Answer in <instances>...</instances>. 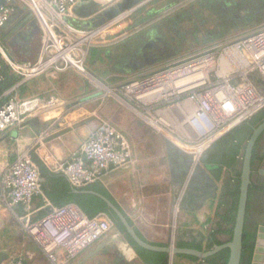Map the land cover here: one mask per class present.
I'll return each mask as SVG.
<instances>
[{
	"label": "rangeland",
	"instance_id": "374dc122",
	"mask_svg": "<svg viewBox=\"0 0 264 264\" xmlns=\"http://www.w3.org/2000/svg\"><path fill=\"white\" fill-rule=\"evenodd\" d=\"M163 1L167 0L152 1L130 16L119 19L113 28L104 29L103 37L89 42L88 47L83 45L82 71L81 69L78 71L76 68H68L62 73L50 70L42 74L41 77L36 76V79L31 82L28 80L22 82L23 78L18 77L20 86L17 90V96L25 99L54 93L60 97L72 99L81 96L84 99L89 97L95 99L91 102L90 110H96L102 122L111 124L127 137L134 153L133 156L136 159H134L133 172H130L121 180L114 181V184H109L107 188L111 191L113 197L118 200L117 202L121 204L133 227L141 229L140 221L142 219L152 220L151 225L155 226L152 229L159 235L154 239L171 246L174 237H166L169 229H175V236L188 229L195 235H204L208 233L216 220L212 213L213 205L209 204L190 214L189 224H187L186 214L181 208L182 204L178 207L176 218L166 213L167 202L170 200L171 195V186L164 182L169 176L164 139L171 137L170 140L175 143V147L184 150L189 149L191 151L189 153L192 154L191 156L194 159L197 157L193 154L195 150L197 151L195 147L201 144L199 140H196L193 133H189L187 138L182 137L183 130L189 131L184 125L185 116L180 115L181 109H179L182 108L184 97L180 95L179 102L181 103L177 105L173 104L177 103V99L174 102L169 101L171 103L168 104L164 102V105H160L159 101L153 99L145 103L142 100V96L145 95L142 93L143 91L139 89L134 91L137 92L138 90L142 94H133L134 92L130 90L129 92L126 91V86L122 85L126 80L122 77H110L112 79L111 83L102 81L103 76L106 77L113 70H120L123 55L126 52L125 49H121L124 48V45L133 49L140 38L148 36L149 33L152 35L156 29L162 26L165 27L167 18L158 20L152 25L149 23L150 21H146L138 32L135 31L137 28L134 26L139 21H143L141 18L145 13V9L161 8L165 4ZM100 2H105V0H100ZM108 5H112V3L109 2L106 6ZM106 6H103V8ZM103 8H98L94 13H101ZM188 9L189 11L183 17L180 14L178 17L175 16L176 14L174 15V21L178 22L173 27L175 30L178 29L176 37L181 38L183 48H187L173 57L174 59L209 47L216 48L218 44H223L243 32L257 29L264 24V0H194ZM181 11H183L182 8L178 10V13H181ZM87 17H82L81 20H73L76 21L74 27L83 28ZM27 20L18 22L15 25L10 22L6 33L0 37V42L4 45L7 44L9 48L10 58L17 62H35L41 48L40 30L37 21L31 18ZM207 34L212 39L204 42L203 40ZM27 38H29L28 41ZM121 38H126V40L117 47L108 48V46L103 45ZM106 53L114 59V62H111V58ZM107 60H110L109 63H107ZM166 63H171V61L169 60ZM112 67L113 70L109 72ZM241 70L245 71L244 66ZM228 75L227 73L226 76ZM256 76L252 75L250 80H252L255 88L261 92V89H258L255 83ZM228 80L230 84L245 85L234 77H229ZM98 82L108 89L110 88L111 91L105 88L102 89ZM134 82L138 83L139 81L132 80L130 83ZM117 85L120 86L116 87ZM138 95L141 97L140 100L135 99V97L138 98ZM151 122L156 123L157 126H154ZM13 153H15V147L12 142L0 143L1 169L2 165H7L15 159ZM19 154L21 155V153ZM261 169L264 171V162ZM5 203L7 202L5 201ZM5 203L3 208L7 209L6 205L8 203ZM148 214H152V216L148 217ZM161 214H165L166 218L176 219L173 228L160 229L157 227L162 221L161 218H163ZM261 232L264 233V229H261ZM89 247L85 250V254L66 260L67 262L63 264H141L137 259L126 258L128 256L123 254L122 249L124 247L129 248V245L125 235L120 233L113 225L108 233ZM262 255L264 256V253ZM12 257L20 261L23 260V264H51L49 260L43 257L39 243L29 235L23 223L17 221L12 215H7L3 218V229L0 233V264H7L8 261H12ZM171 264L200 263L183 257H176L173 258Z\"/></svg>",
	"mask_w": 264,
	"mask_h": 264
},
{
	"label": "built area",
	"instance_id": "2783aa9c",
	"mask_svg": "<svg viewBox=\"0 0 264 264\" xmlns=\"http://www.w3.org/2000/svg\"><path fill=\"white\" fill-rule=\"evenodd\" d=\"M23 2L32 11L40 30L39 60L17 62L10 58L6 46L0 42V56L11 73L23 78L22 82L50 69L76 68L79 71L76 64H81L84 57L82 46L88 47L89 42L104 36V29L110 28L105 24L91 30H71L75 32L72 35L63 18L79 0ZM14 4V0H0V29L9 21ZM226 57L229 70L223 72L221 66ZM243 66L245 71L241 70ZM252 75L259 76L264 83V24L218 44L216 48L209 47L183 56L143 81L127 84L125 89L129 92L130 87H135L145 95L158 90L161 95H156L153 100L159 101L160 105L175 99L177 103L173 104L177 105L181 103L180 95L183 96L182 108L177 107L181 109L180 115L185 116L184 125L190 132L183 130L182 137L187 138L193 133L204 146L264 107V93L255 88L250 80ZM229 77L245 85L230 84ZM19 85L17 83L0 95V134L21 123L36 120L35 113L58 103L55 96L18 98L16 90ZM169 85L170 88H166ZM135 93L142 94L138 90ZM135 99L141 97L138 95ZM133 164L127 137L111 124L101 122L68 160L58 163L56 170L65 175L71 187L83 189L100 181L106 173L129 169ZM2 188L4 200L9 205L24 208V228L39 243L52 264L58 262L57 251H62L65 259H71L99 241L112 227L105 215L88 218L72 204L49 206L44 216L33 220L30 205L40 192V177L27 154L19 155L5 169ZM9 264L22 263L14 260Z\"/></svg>",
	"mask_w": 264,
	"mask_h": 264
},
{
	"label": "flooded vegetation",
	"instance_id": "af4514ba",
	"mask_svg": "<svg viewBox=\"0 0 264 264\" xmlns=\"http://www.w3.org/2000/svg\"><path fill=\"white\" fill-rule=\"evenodd\" d=\"M152 1L154 2L156 0H149V2L147 1L146 3H144L143 0V4L132 13L139 11L140 8L145 7ZM193 1L194 0H167L163 1L165 4L161 6V8L145 9V13L141 18L143 21H139L134 25L137 28L135 31H140V28L144 23H146V21H150L149 23L152 25L158 20L167 18L165 21L167 24L165 27L162 26L156 29L153 33L154 35L149 33L148 36H145L146 38H140L133 49L130 46L124 47L128 49L124 55L132 57L131 59L129 58L131 61H128V63L125 64V67L134 68V66H141L143 64H151V66H158L162 64L168 66L169 63L166 62L169 60L173 62L181 58H173L184 49H187L183 48L181 38L176 37L178 29L175 30L173 27L178 24V22L174 21V15L176 14L175 16L178 17L180 14L183 17V15L187 14L189 11V5L192 4ZM181 8L183 11L178 13V10ZM171 15L173 17H167ZM9 23L10 19L6 25L0 29V36L6 33ZM143 38L145 39L143 40ZM211 39L212 37L207 34L203 41H210ZM28 40L29 38H27V41ZM123 60L124 59H122V62ZM120 67H123V63ZM255 83L258 89H261V92L264 93V83L259 76H256ZM263 109L264 107L259 109L250 117L242 120L228 131L216 136L204 146L203 144L196 146L195 148L197 151L195 150L193 154H195V156H198L199 154L198 161L195 160L197 158L194 159L191 156L192 154L189 153L188 155V153L179 147L167 144L165 145L170 169L173 171V179L175 185L179 187L178 191L175 189V192H177L175 199L177 200L179 198L182 204L181 208L188 210L190 213H194L195 211L201 210L207 204L211 206L213 205L212 213L213 217L216 218L208 233L204 235H195L192 231H183L176 236H173L174 240L171 246H175L179 249H187L178 247V244H189L192 246L190 249L197 250L196 247L200 246L199 251L210 252L214 251L216 247L223 246L230 240L232 233L231 235H227L224 231L227 229H232L233 231L240 195L243 158L248 141L254 130L264 122ZM260 110L262 112L258 114ZM191 150L194 151L192 148ZM263 162L264 130L258 135L252 147L249 174L250 183L248 186L243 225V238L244 230L247 234L255 233V244L250 261L249 250L246 247L242 248L240 264H254L255 254L258 255L259 258V260H256L255 263L264 264V259H262V257H264L262 255L264 253V233L261 232V229H264V171L261 169ZM131 226L133 227L132 224ZM127 243L132 253H134V255L131 254V258H135L143 264L137 256L134 246H131L128 241ZM227 250V248H221L206 258H196L197 261L194 262H198L200 264H212V261H218V259L223 257V255L220 254L222 251ZM155 253L165 254L166 258H154L151 260V263L171 264L173 258L176 257H183L187 260H190L187 257L195 258L191 255L175 254L170 256L169 254L163 252Z\"/></svg>",
	"mask_w": 264,
	"mask_h": 264
},
{
	"label": "crops",
	"instance_id": "0c3cea01",
	"mask_svg": "<svg viewBox=\"0 0 264 264\" xmlns=\"http://www.w3.org/2000/svg\"><path fill=\"white\" fill-rule=\"evenodd\" d=\"M14 1H15V4L13 5L12 14L10 17V22H12L15 25L18 22H21V21L23 22L24 20H27V19L29 20L30 18L32 20H34L35 17L33 15L32 11L27 7L26 4H24L23 0H14ZM81 1L82 0H79V2L75 6H73L70 9V11L68 12V14H66V16L63 18L64 22L67 25L68 31L72 35H75V32H73L75 30H77V31H81L83 29L91 30L95 27L97 28V26L98 27L103 26V25H100V26L97 25L98 20H95V19L92 22H89V19H91V17L94 18L96 15H99V13L98 14L93 13L92 15L88 16L87 19H85L86 28L84 26H83V28H78V26L74 27V25H75L74 22H76V21H73V20H81L82 17L84 18V16L78 15L77 13L74 12V8ZM117 1H119V0H117ZM113 4L114 3H112V5ZM109 6L110 5H108L106 7H109ZM72 21H73V23H72ZM118 21H116V22H114V20L107 21L106 24L110 28H113ZM94 24H96V25H94ZM37 25H38V23H37ZM71 30H73V31L71 32ZM39 34H40V31H39ZM125 40L126 39L121 38V39H117V40L110 42V43H107V44L104 43L103 45L108 46V48L117 47L118 45H121L122 42H125ZM5 46L8 50V54H9V48H8L7 44ZM40 47H41V42H40ZM124 47H125V45H124ZM121 49L128 50L127 48H121ZM106 55L109 56V54H106ZM40 56L41 55L39 52L37 60H39ZM129 58L131 59L132 57H127L126 55H124L123 56V59H124L123 60V67L117 71H114L113 67H112L111 70H109V72H111L113 70L111 72V74L110 73L107 74L106 77L103 76L102 81L111 83L112 79H110V77L111 78H115V77L121 78L122 77V79L126 80V81L124 80L125 82H123L122 85L126 86L127 84L132 82V80H138L139 82H141L144 79H146L148 76L152 75L153 73H156L157 71H159L163 67H165V65H162V64H160L158 66H154V65L151 66V64L150 65L143 64L141 66H134V68H126L125 64H127L128 61L129 62L131 61V60H129ZM110 60H111V62L112 61L114 62L113 58H111ZM110 60H107L108 61L107 63H109ZM50 70H54V69H50ZM50 70H48L42 74H45V73L49 72ZM55 71L58 73H62V72H65L66 70H62V71L55 70ZM116 73H117V75H116ZM42 74H39L36 76L41 77ZM36 76L28 79V81L31 82V81L35 80ZM39 77H37V78H39ZM98 84H99V86H101L102 89H104V88L108 89L105 85H102L100 82H98ZM118 86H120V85H117L116 87H118ZM108 90L111 91L110 88ZM50 96H55V98H57V100H58L57 101L58 103L55 106H52L49 108H44V109L38 111L37 113H35L34 115H35L36 120H34V122L33 121L32 122L27 121V122L21 123L20 125L14 126L10 129H7L0 134V143L5 144V143L12 142V144L15 147V153H13V157L15 156V159H13L12 155H10V157H12L13 161L11 160V162L8 163L7 165H2V169L4 168L3 170L0 168V170H1L0 171V233L2 232V229H3V218L5 216L12 215L14 218L17 219V221L22 222V218L25 215V210L21 205H9L10 207L7 206L8 204L5 203V201H4L5 194H4V191L2 188L3 173H4L5 169L9 165H11L16 160L17 157H19V155H20L19 153L27 154L30 157V159L32 156L35 157L39 161V163L48 172L53 173V174H61L62 176L65 177V175H63L61 172L56 170V166L58 165V163L68 160L71 157L72 153L75 152L76 150H78L81 143L84 140H86L90 136V134L102 122V120H100L98 115H97V111L96 110H90V108H89L91 105V102L95 101V99H90V97L84 99V97H82V96L72 99V98H68V97H60L54 93H47V94H44V95L38 96V97L48 98ZM152 124L154 126H156L154 123H152ZM170 138L171 137H166L164 139L165 145H166V142H168L174 146L175 143H173L172 140H170ZM131 151H132V149H131ZM184 151L186 153H188V155H189L188 150H184ZM133 155H134V153L132 152V156ZM133 159H135V156H133ZM135 160H134V163H135ZM168 160L169 159H168V155H167V164H168V169H169V171H168L169 176H168V179L166 181L164 180V182L166 184H169V186H171V195H170V200L167 202L166 213L171 214V215L175 216V218H176V216L178 215V207H180L181 201L179 200V198L177 200L175 199L176 193H177V192H175V189H176V191H178L179 187L177 185H175V182L173 179V171H171V169H170V164H169ZM133 166H134V164L129 169L110 171V172L106 173L101 178L100 181H98L107 189L111 198L114 200L115 205L121 210V212L127 217V219L130 222H131V220L128 218L129 216L123 210L121 204H119L117 202L118 200L113 197V195L111 194V191H109V189L107 187L109 184H112L114 181L121 180L126 175H128L130 172H133V170H134ZM65 179L68 182L66 177H65ZM42 181H43V179L40 178V183ZM68 184H69V182H68ZM69 186L71 189L72 187L70 184H69ZM4 203L7 204L6 205L7 209L3 208ZM49 206H54V205H52L42 195V192L40 190V192L37 195H35L31 201L30 207H31L32 219L36 220V219H39L42 216H44L48 212ZM183 212H185L186 222H187V224H189V215L192 213H190L186 209H183ZM182 215H180V216H182ZM151 216H152V214H150V215L148 214V217H151ZM161 216L163 217V218H161L162 221L159 223V226L156 225L158 228L169 229V228L174 227V225L176 224V222H175L176 219L174 220V218L173 219L166 218L165 214H161ZM178 219H180V218L178 217ZM140 222H141L140 223L141 229H139V228L137 229V228H135V226L133 228L135 229V231L141 237L142 240H144L145 242H147L149 244L156 245V246L165 245L163 242H159L156 239H154V238L159 237V235H157L155 233L156 231L152 229V227H155V226L151 225L152 220H147V219L143 220L142 219V221H140ZM131 224H132V222H131ZM174 231H175V229L174 230L169 229L167 231L166 237L175 236ZM184 231H189V229L184 230ZM88 248H90V247H88ZM88 248H86V249H88ZM129 249L130 248L124 247L122 249V251H123V254L128 256V258L129 257L131 258L132 251L130 252ZM40 250H41V248H40ZM85 250L78 253L73 258H76L80 254H82V255L85 254ZM41 252H42V250H41ZM42 254H43V257L45 259H47L43 252H42ZM56 257L58 258L57 264H63L64 262H67L66 260H70V259H65L62 251H57ZM73 258H71V259H73ZM11 260L14 261L17 259H15V258L13 259V257H12ZM10 262L11 261H8L7 264H9ZM22 262H23V260L21 261V263Z\"/></svg>",
	"mask_w": 264,
	"mask_h": 264
},
{
	"label": "water",
	"instance_id": "95a60500",
	"mask_svg": "<svg viewBox=\"0 0 264 264\" xmlns=\"http://www.w3.org/2000/svg\"><path fill=\"white\" fill-rule=\"evenodd\" d=\"M149 0H144V3H146ZM114 3L113 5H110L109 7H104L108 3ZM143 4V0H105V2H100V0H82L75 8L74 12L78 15H82L84 17L90 16L95 11H97L98 8H103L102 12L99 13V15H96L94 18L91 17L89 19V22H92L94 19L98 20L97 25H104L107 21L114 22L118 21L119 19H123L124 17L130 15L134 10H136L140 5ZM96 25V24H94ZM86 27V26H84ZM98 27V26H97ZM96 28V27H95ZM34 122V121H33ZM264 130V122L254 130L251 138L248 141L245 155L243 158V167H242V173H241V187H240V195H239V201H238V207L236 212V218L235 223L232 231V235L230 240L224 244L221 247H216L214 251L210 252H203L195 249H179L175 246H156L149 244L142 240L135 232L134 228L131 226V224L128 222L127 217L121 212V210L107 197L91 191V190H85V189H77V188H71V191L75 194L80 195H93L100 200H102L108 210L112 211L115 216L117 217V220L119 223L123 226L126 234L130 236V238L141 248L149 250V251H155V252H163L167 253L170 256L175 254H183V255H191L195 258L203 259L207 256H210L220 250L221 248H227L229 250V257L226 264H240L241 260V254H242V238H243V225H244V217H245V210H246V202H247V193H248V186H249V174H250V158H251V152L252 147L258 137V135ZM167 145H171L170 143L166 142ZM198 156L196 157L198 161ZM113 225V224H112ZM131 252V250L129 249ZM134 255V253H132ZM256 260H259L258 255L255 254L254 264Z\"/></svg>",
	"mask_w": 264,
	"mask_h": 264
},
{
	"label": "trees",
	"instance_id": "16d2710c",
	"mask_svg": "<svg viewBox=\"0 0 264 264\" xmlns=\"http://www.w3.org/2000/svg\"><path fill=\"white\" fill-rule=\"evenodd\" d=\"M0 77H1L0 95H2V93H4L7 89L11 88L12 86L18 83V77L13 73H11V71L9 70L8 66L6 65L5 61L1 56H0ZM3 100L4 98L1 99V101ZM260 112L262 111L260 110L258 114H260ZM31 161L37 166L39 177L43 179V181L40 183V190L42 192V195L52 205H54L55 207H62L69 204L75 205L88 218H94L100 214L105 215L109 219V221L113 224V226H115V228L120 233L125 235V238L130 243V245L134 246V250L143 264H157L153 262L151 263V260L154 258H160V259H162L163 257L166 258L165 254L147 251L138 247L130 239V237L126 235L123 226L119 223L115 214L112 211L108 210V208L106 207L105 203L102 200H100L99 198L93 195H80L73 193L64 176H62L61 174H53L48 172L33 156L31 157ZM83 189L97 192L109 198L114 203V200L111 198L107 189L98 181L87 185ZM128 222L131 224L129 220ZM224 233L227 235H231L232 229H227L224 231ZM255 237H256L255 233L247 234V232H245L244 230L243 247H246L249 250V261L252 257L253 247L255 244ZM178 247L187 248V249L192 248V246H190L189 244H183V245L178 244ZM196 249L200 250V246L196 247ZM220 254H222L223 257L221 259H218V261H212L213 262L212 264L227 263L229 257V251L228 250L222 251V253ZM187 258H189L191 261H197V259L193 257L192 258L187 257Z\"/></svg>",
	"mask_w": 264,
	"mask_h": 264
},
{
	"label": "bare ground",
	"instance_id": "6f19581e",
	"mask_svg": "<svg viewBox=\"0 0 264 264\" xmlns=\"http://www.w3.org/2000/svg\"><path fill=\"white\" fill-rule=\"evenodd\" d=\"M227 60H228V58L226 57L225 58V60L223 61V63H222V66H221V70L224 72V71H227V69L229 70V66H228V63H227ZM240 64V63H239ZM241 64H243V63H241ZM76 67L80 70L82 67H81V64L80 63H77L76 64ZM198 76V75H197ZM156 87H154V89H155ZM166 88H170V85L168 86V87H166ZM137 88H135V87H130V89H128V90H130L131 92H134L135 90H136ZM242 92H244V91H242ZM156 95H161V92L160 91H156V92H154V93H152V94H146V95H144V96H142V100H144L143 102H145V103H148L149 101H151L152 99H156L155 97H156ZM142 116V115H141ZM143 117V116H142ZM144 118V117H143ZM156 124V123H155ZM156 126H157V124H156Z\"/></svg>",
	"mask_w": 264,
	"mask_h": 264
}]
</instances>
